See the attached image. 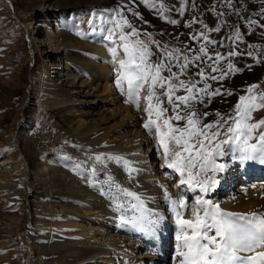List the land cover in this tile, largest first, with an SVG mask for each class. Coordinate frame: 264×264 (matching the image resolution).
<instances>
[{
  "label": "rangeland",
  "instance_id": "1",
  "mask_svg": "<svg viewBox=\"0 0 264 264\" xmlns=\"http://www.w3.org/2000/svg\"><path fill=\"white\" fill-rule=\"evenodd\" d=\"M8 1L15 7V10L12 6H8ZM51 1L54 2V0ZM155 2L157 5H165L169 9L165 15L169 19L178 20V25H172L161 19L158 12L148 7L143 0H55L54 5L50 7L52 10L48 12L37 10L33 6L32 0H0V145L1 143L2 145L5 144L0 159L10 157L14 152L13 138H18L22 148L24 147L23 155L29 165V170H27L34 177L32 183L34 192L31 191L27 198L29 201L35 202L32 208L33 217L25 219V227L20 235L16 234L15 228H7L4 225L7 219H1L5 217L0 216V264H25L27 259H30L31 264H58L56 260H58L61 249L57 243H62L66 239L69 240L70 232H72L68 225H64L68 217L61 214L62 211L71 213L74 208L81 209L84 205L88 207L87 199L91 200V197L84 195L72 196V192L68 191L69 188H81L90 194H94L97 200L106 204L107 211L120 217L124 215L126 218L139 214V210L132 209V205L138 202L123 195L122 190L133 192L138 196L148 193V189L145 186L142 187L143 184L135 178L133 167H131L132 174L129 175L128 166L133 162H131L132 159L114 156L115 159H110L113 164L117 165L116 159L122 161L118 165L119 174H111L109 170L101 167L100 163L95 162L91 155L81 149L80 144L86 137L76 134V123L83 120L81 111L77 109V106H69L70 110H66L65 107L49 108L43 105L40 97L35 94L30 101L31 106L23 110L19 116L20 105L29 99L24 82L19 77V71L25 66L27 56V44L26 39H24L25 21L35 23L36 26L41 24L46 27L40 28L39 35H36L35 39L42 38L44 29L48 28L49 32H52L49 35L50 38L54 36L52 44H55L61 51L57 61L53 63L57 68L65 64L70 73L75 76H84L91 81L98 79L95 67L98 63L108 65L111 71V83L115 92L122 98L120 104L129 110L143 112L145 116L140 123L141 132L147 134L148 157L153 149L156 158L153 163L158 164V166L164 162L163 148L160 146L158 138L149 135L143 127L147 121V114L144 111L147 102L143 99L147 95V88L145 87L140 93L141 105L139 110L127 102L126 84L123 93L117 89L115 79L119 64L114 65L112 63L111 48L114 45L99 30L101 26H107L103 24V21L116 18L117 13L123 15L141 33L140 39L149 43V48L153 52V61L157 57L165 55L163 46H167L168 51L181 48L185 49L184 54L194 55L195 50L204 43L202 40L190 39L192 35H196L202 30L200 21L208 26L206 34L209 38L217 41L214 47L209 45L210 54L215 52L225 54L233 48L242 54L231 58L230 61L240 69L239 72L223 80L222 85L216 81H209L212 88L222 87L223 90L231 91L233 94L219 95L204 104L197 103L195 105L202 117L204 113L208 114L202 120L204 124L217 120V112L225 115L231 113L239 96L246 95V89L249 86L257 85V92L264 91V0H232L231 7H228L227 0H186L187 6L182 16L178 14L180 0H155ZM219 13H223V15H218ZM16 14L21 15L22 18H17ZM194 18L198 22L192 27H186L185 25ZM89 21H95L97 24L98 30L95 33L90 30ZM252 21L255 23H250ZM217 27L220 28L219 32L211 31ZM237 29L243 37L239 44L231 39ZM113 39L118 41V34ZM156 42H159L161 47H157ZM95 46H100L106 52V59H100L99 55L97 56L93 50ZM186 48H191L193 52L188 53ZM117 52L120 58H123L122 48L117 47ZM249 52L251 56L247 55ZM48 64L50 65L47 60L35 58L30 63V71L36 73L44 66L47 69ZM92 65L94 67H91ZM224 66L226 67V64ZM198 70L196 67H191L188 74L181 78L197 80L199 77H196L195 73ZM50 71L51 68L48 69L49 73ZM173 71H178V69L174 67ZM164 75H168V73L165 72ZM213 75H219V73ZM46 93L52 95L49 91ZM177 95H185V92L181 90ZM61 96L64 95L61 94L60 97L56 98L60 100L65 98V96L63 98ZM165 106L167 107V105ZM261 118H264V109L253 113L252 122H257ZM17 119L19 125L14 127ZM179 123L182 126L184 121ZM103 144L107 145V142ZM99 156L102 157L103 155ZM227 158L233 159L237 168L241 167L233 155H227L218 159L217 162L227 163L229 161ZM9 164H6L7 166L0 165V167L6 168ZM257 165L264 164H260L258 161H248L242 166L250 168L248 173L250 175L253 167ZM12 167L13 165H10L8 169ZM161 167L163 168V166ZM19 171L20 168L16 173L19 174ZM161 173H169L168 176L171 178L168 177V187H173L174 197L178 196V198L187 201V208L184 209V212L180 209L182 218L193 219V209L197 207L195 197L199 195L198 190L192 192L186 186L175 187L176 181H179V176L171 173L169 169ZM220 176L218 175L217 178L220 179ZM223 182L221 180V183L217 185V190L226 187L231 182V177L225 181V185L222 184ZM147 183L153 182L147 181ZM247 185L241 194L244 200L243 205H248L246 210H230L225 208L224 203L221 204L230 191L218 195L219 191L217 193V190L214 189L203 198L219 205L225 212L264 215V180H252ZM223 189L225 190V188ZM12 191H15L23 200L27 190L20 185ZM34 197L36 199H33ZM117 202L125 206L122 211L115 210ZM1 208L2 205L0 204V210ZM19 209L14 210L13 215L15 217ZM171 210L173 211V208ZM35 212H41L42 217H37ZM20 213V216L23 215L22 212ZM172 214L171 222L176 226L177 231L175 233H177L178 225L174 211ZM200 214L203 215V212ZM15 217L13 216V218ZM36 218L41 219V222ZM47 223H51L53 226H46ZM123 226L127 228L128 225ZM166 233L169 248L174 247L172 229L168 228ZM45 235L51 236L50 240L47 241ZM28 247L33 248L34 251L30 253L29 250L27 251ZM257 252H264V248H259L253 252L255 255L252 253V255L250 253L245 254L255 257L256 264L258 262L264 264V259L257 256ZM261 260L263 261L261 262Z\"/></svg>",
  "mask_w": 264,
  "mask_h": 264
},
{
  "label": "snow or ice",
  "instance_id": "2",
  "mask_svg": "<svg viewBox=\"0 0 264 264\" xmlns=\"http://www.w3.org/2000/svg\"><path fill=\"white\" fill-rule=\"evenodd\" d=\"M143 2L155 9L161 19L178 25V20L165 15L169 11L165 5H157L155 0ZM227 5L231 7L232 0H227ZM186 6V0H180L179 15H184ZM197 22L194 18L185 26L192 27ZM88 23L90 30L95 33L98 30L95 21ZM200 23L202 30L190 39L202 40L204 43L195 50L194 55L184 54L185 49L181 48L168 51L167 46H163L165 55L157 57L155 61L152 60L153 52L149 43L140 39L141 33L120 13H117L116 18L103 21L107 26H101L99 30L114 45L111 48L112 63L119 64L115 84L122 93L126 84L127 102L139 110L140 93L147 88V95L143 97L147 102L144 108L147 121L143 127L149 135L158 138L163 148L164 166L179 176L176 186H186L192 192H199L195 197L197 207L193 211V219L188 220L182 218L180 211L187 208V201L183 198L173 199L165 189V200L171 204L179 228L175 237L178 242V264H255V257L241 253H253L264 248V215L225 212L219 205L203 197L221 183L218 175L227 173L229 169V164L218 163V159L232 154L240 164L248 161L264 164V118L252 122L253 113L264 109V91L257 92L258 86L251 85L246 89V95L239 96L231 113L225 115L217 112V120L207 124L202 122L208 114L204 113L202 117L195 108L197 103L204 104L216 96L233 94L222 87L212 88L209 81L222 85L223 80L239 72L240 69L230 61L242 54L236 48L225 54H210L209 45L214 47L217 41L209 38L206 34L208 26L202 21ZM211 31L219 32L220 28ZM117 34L118 41L113 39ZM231 39L236 44L242 41L238 29ZM156 43L157 47H161L159 42ZM117 47L122 48L123 58H120ZM186 51L193 52L191 48H186ZM247 55L251 56V53ZM174 67L178 71H173ZM191 67L199 69L195 73L199 79H182ZM165 72L168 75H164ZM215 73L219 75H213ZM181 90L185 95H177ZM180 121H184L182 126ZM94 159L99 162L104 157L96 156ZM128 167L131 175V166ZM122 191L123 195L138 202L132 205V209L139 210V214L131 218L121 215V225H130L145 235L154 234L159 220L151 218L152 214L145 209L140 196ZM124 207L119 202L115 204L116 211H122ZM257 256L264 259V252H257Z\"/></svg>",
  "mask_w": 264,
  "mask_h": 264
},
{
  "label": "bare ground",
  "instance_id": "3",
  "mask_svg": "<svg viewBox=\"0 0 264 264\" xmlns=\"http://www.w3.org/2000/svg\"><path fill=\"white\" fill-rule=\"evenodd\" d=\"M54 2L51 0H32L33 6L37 10H41V12L51 11L52 8L50 7L54 5ZM7 4L15 10L10 1ZM16 17L22 18L18 14H16ZM34 24L28 23V21H25L24 24L27 56L24 63L25 66L19 71V77L24 82L29 99L26 103L20 105L18 109L19 116L23 110L31 106L30 101L35 94L40 97L42 104L49 108L65 107L67 108L66 110H70L69 106H77V109L81 111L83 120L76 123V134L86 137L80 144L81 149L87 152L88 155H91L92 159L103 155V160L99 162L95 160V162L100 163V166L109 170L111 174H119L118 165L119 163L121 164L122 160L117 161L116 159L117 165H115L108 159L109 156L132 159L131 162H133L130 166L134 168L135 178L143 184L142 187L145 186L148 189V193L140 196L144 207L152 214L151 218L159 220L154 234H142L135 231L130 225H126L127 228H125L119 221L120 216L107 211L106 204L102 203L101 200H97L94 194H90L81 188H69L68 191L72 192V196L84 195L85 197H91V200L87 199L88 207L84 205L81 209L74 208L73 211L68 210L72 211L71 213L62 211L61 214L68 217L64 225H68V228L72 232H70L69 240L65 238L66 240L62 243H57L61 249L58 260H56L57 263L178 264L179 258L176 257L175 248L178 243L175 238L177 228L171 222L173 211L171 210V204L165 200V189L173 199L179 200L181 198H178V196L174 197L173 187H168V180L171 177L161 173L164 170L167 171L164 162L161 164L163 168L160 164L158 166V164L155 163V165L153 163L156 159L153 149L148 157L149 143L147 134L142 133L140 128L141 120L145 118L143 112L129 110L120 104L122 98L115 92L111 83V71L106 63L99 64L97 62L98 64L95 67L98 79L91 81L84 76H75L73 73H70L69 68L64 63V65L57 68L53 63L57 61L58 54L61 51H59L55 44H52L54 36L52 38L49 36L52 32H49L48 28L45 30L44 28L46 27L41 24L37 26ZM42 27H44L42 38L35 39V36L39 35L40 28ZM37 41L38 43L36 44ZM93 50L97 53V56L99 55L100 59L107 58L106 52L100 46H95ZM38 57L41 60H47L50 65L46 66L47 69L44 66L36 73H32L30 71V63ZM91 67L94 66L92 65ZM49 68H51L50 73L48 72ZM33 87L35 88L32 90ZM47 91L52 93V95L47 94ZM61 94L66 99L60 100L56 98L60 97ZM64 96L61 97L63 98ZM106 107L107 109L104 110ZM18 119L15 121L14 127L19 125ZM104 142H107V145H104ZM3 145L2 143L0 145V156L3 155ZM23 148L21 141L18 138H13L14 152L10 157H2L0 159V165L5 166L9 163V166L13 165L11 169H8L9 166L6 168L0 167V204L2 205L0 216L5 217L1 219H7L4 225L7 228H15L16 234L18 233L19 235L24 230L25 219L33 217L34 212L32 208L35 205V202L29 201L27 198L31 191L34 192L32 184L34 177L28 171L29 165L23 155ZM231 155L229 154V156ZM227 161L229 169L227 173L221 174L220 179L224 181L222 184L225 185V181L231 177V182L220 190H217L218 186H216L215 190H217V193L219 191L218 195L226 191L231 192H228L227 198L221 203L222 205L223 203L225 204V208L237 211L246 210L248 205H243L244 200L241 194H243V190L250 181L264 180V165L253 167L252 173L249 175V167H244L241 164L242 168H237L233 159L227 158ZM19 168L20 171L17 174L16 172ZM147 181L153 183L149 184ZM177 184L178 180L175 187H177ZM20 185L27 190L23 200L19 198L15 191H12ZM33 199H36V197ZM16 208H20L19 211L23 215L20 216L21 213L18 211L15 217L13 214ZM182 212H184V209H182ZM35 215L40 218L42 217L41 212H35ZM36 220L41 222V219L36 218ZM46 226H53V224L47 223ZM168 228L172 229V243L174 242L175 244L171 248H169L168 235L166 233ZM44 237L47 241L51 238L48 235ZM28 250L30 253L34 251L30 247L27 248ZM243 255L246 254L243 253ZM257 260H260V258H257ZM25 264H31L30 259H27Z\"/></svg>",
  "mask_w": 264,
  "mask_h": 264
}]
</instances>
